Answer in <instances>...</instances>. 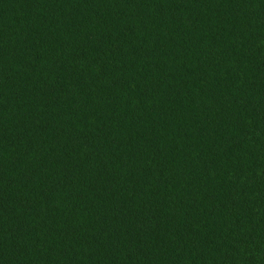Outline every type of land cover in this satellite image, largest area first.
Segmentation results:
<instances>
[{"label":"trees","instance_id":"1","mask_svg":"<svg viewBox=\"0 0 264 264\" xmlns=\"http://www.w3.org/2000/svg\"><path fill=\"white\" fill-rule=\"evenodd\" d=\"M0 264H264V0H0Z\"/></svg>","mask_w":264,"mask_h":264}]
</instances>
